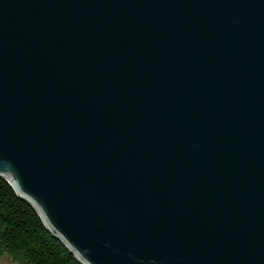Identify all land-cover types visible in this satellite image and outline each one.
Returning a JSON list of instances; mask_svg holds the SVG:
<instances>
[{
	"label": "water",
	"instance_id": "95a60500",
	"mask_svg": "<svg viewBox=\"0 0 264 264\" xmlns=\"http://www.w3.org/2000/svg\"><path fill=\"white\" fill-rule=\"evenodd\" d=\"M0 178L81 264H264V0H0Z\"/></svg>",
	"mask_w": 264,
	"mask_h": 264
},
{
	"label": "trees",
	"instance_id": "16d2710c",
	"mask_svg": "<svg viewBox=\"0 0 264 264\" xmlns=\"http://www.w3.org/2000/svg\"><path fill=\"white\" fill-rule=\"evenodd\" d=\"M0 261L10 264H81L46 227L31 203L0 178Z\"/></svg>",
	"mask_w": 264,
	"mask_h": 264
},
{
	"label": "rangeland",
	"instance_id": "374dc122",
	"mask_svg": "<svg viewBox=\"0 0 264 264\" xmlns=\"http://www.w3.org/2000/svg\"><path fill=\"white\" fill-rule=\"evenodd\" d=\"M0 264H10V263H7L5 261H0Z\"/></svg>",
	"mask_w": 264,
	"mask_h": 264
}]
</instances>
